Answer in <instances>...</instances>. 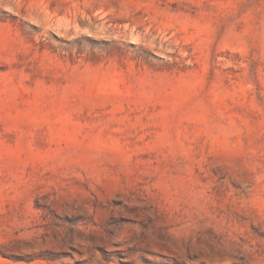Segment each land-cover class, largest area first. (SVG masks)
Here are the masks:
<instances>
[{"label": "rangeland", "instance_id": "rangeland-1", "mask_svg": "<svg viewBox=\"0 0 264 264\" xmlns=\"http://www.w3.org/2000/svg\"><path fill=\"white\" fill-rule=\"evenodd\" d=\"M0 264H264V0H0Z\"/></svg>", "mask_w": 264, "mask_h": 264}]
</instances>
